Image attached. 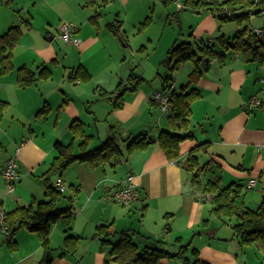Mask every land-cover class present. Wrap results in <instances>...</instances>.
Segmentation results:
<instances>
[{"label":"crops","instance_id":"1","mask_svg":"<svg viewBox=\"0 0 264 264\" xmlns=\"http://www.w3.org/2000/svg\"><path fill=\"white\" fill-rule=\"evenodd\" d=\"M91 1V4H87L86 0H0V35L12 26H19L21 29L19 42L13 51V70L3 75L7 76L3 82L0 81V168L9 160H14L19 174L12 192H7L6 184L0 177V208H2L0 214L46 200L45 186L42 190L37 188L35 191L29 190L28 186L30 174L41 172L43 174L38 178L41 182L46 177H49L52 183L60 178L64 187L67 184L70 188V194H78V200L82 204L79 210L70 213L68 232L63 219L51 225L48 235V245L54 258L51 262L73 264L67 256L60 257V254L56 256L68 234L81 239L78 250L82 247V254L78 264L84 263L86 256L90 264H106L105 251L99 239L94 237L96 227L125 219L120 229H117V226L111 227L116 236L113 241L122 231L128 230L139 248L155 246L174 254L180 247H186L184 256L189 264L195 261L199 264H264L263 244L254 242L241 245L232 229L234 219L228 222L227 219L213 212L215 215L213 217H217L220 221V224L214 223L211 217H208L212 213L210 196L202 197V194H198L196 197L192 191L189 192L188 186L183 183L182 175V164L188 152L195 146L208 142L207 147L212 145L213 150L208 161H211V171L214 176H217L213 171L214 166L220 171L224 168L228 169L232 173L233 180L239 181L237 184L241 182L246 191L256 187L262 175L264 180V125L261 126V122L262 124L264 122V112L255 114L258 110L264 111V97L261 99L257 95L241 94L250 76H254L255 81L264 80V77L258 78V72L260 73L264 67H260L261 65L257 63H246L238 53L227 51L223 64L213 61L208 71L201 72L200 77L193 83L194 88L199 91V96L190 105L189 120L192 136L180 143L179 157L169 160L156 142L162 131L170 130L169 120L168 123L163 122L154 112V109H157L163 114L154 101V94L159 91L151 93L138 86L131 91L130 84V87L125 89L127 93L122 96L123 90L118 91L119 85L108 92L99 90L102 88L97 84L91 85V82L63 84V82H55L54 79L51 81L53 72L50 66L47 67L51 70V77L47 80L38 81L24 89L17 85L16 70L20 66L24 65L38 72L48 63L61 64L60 58L64 57L62 50L53 41L62 40L60 26L63 23L77 26L76 31L71 34L73 42L64 44L67 51L72 49L74 54L87 55L94 46L109 42L108 30L100 28L97 22L98 14L92 9L95 0ZM105 1L107 3L109 0ZM42 11L50 12L52 18L48 15L41 18ZM259 14L264 15L262 12ZM259 14L252 15L250 20L253 21L251 18ZM54 15L59 17L58 21L53 19ZM249 28L264 30V24L257 28L251 24ZM102 33H106L103 38H101ZM226 34L221 36L225 39L233 36ZM217 42L219 43V40ZM208 44L216 49L212 41L209 40ZM218 51H222L220 46ZM68 54L72 53L69 51ZM80 61L82 63L77 68L82 67L89 73V65L82 58ZM214 62L218 67L213 68ZM71 72L68 74V80L73 81L69 79ZM262 84L264 87L263 82ZM225 88L235 92L231 96L224 95L220 98ZM205 90L215 92L212 102L204 98ZM77 91L81 94H76ZM109 93H112L113 97L121 95L118 98V109L112 110V106L104 98L105 94ZM224 97H229V100H225ZM252 97L258 98L262 103L249 109L247 105ZM240 103H243L244 107H238ZM205 118L212 127L217 126L215 139H211L206 131H203L201 137L195 133L197 123ZM75 123L82 124L84 137L72 131V124ZM46 129H53L48 140H46ZM66 137L69 138L67 145H71L74 154L81 152L79 143L82 139L86 140V149L91 150L113 138L121 158L116 162L112 159L101 162L97 167L75 160L70 163V170L65 171L66 174L61 171L52 181L46 172L51 168L57 155L54 143H61ZM139 137L149 138L154 140V143L146 148L128 152L129 144ZM226 154L233 157L241 155L243 157L241 162H247L249 157L254 163H247V167L240 164L236 169L225 159ZM129 175L134 177L133 181L139 190L140 199L129 207L117 205L112 199V194ZM217 177L221 181V176ZM250 180L255 182L252 187H248ZM32 181L36 182V179ZM37 181L39 183V180ZM220 186L222 187L221 184ZM260 193L262 201L264 191ZM208 205H210L209 211ZM69 207H72L71 204ZM133 211H136L138 218L143 219L139 228L131 226ZM221 225L226 228H221ZM28 233L21 235L26 244L23 252L27 259L38 254L41 248L37 234ZM34 237H37V243ZM168 247L174 248L176 252L171 253ZM192 251L196 253L193 255ZM23 252L21 254H24ZM108 260H110L109 256ZM109 263L115 264L111 261ZM162 264H183V262L180 259H173L163 260Z\"/></svg>","mask_w":264,"mask_h":264},{"label":"trees","instance_id":"2","mask_svg":"<svg viewBox=\"0 0 264 264\" xmlns=\"http://www.w3.org/2000/svg\"><path fill=\"white\" fill-rule=\"evenodd\" d=\"M91 0H86L87 4H91ZM187 6L199 11H216L219 13V20L235 21L241 24L243 21H250V17L259 14L264 7V0H220V1H206V0H185ZM108 30L113 35L120 34L119 23L108 24ZM21 36V29L19 26L10 27L4 34L0 35V74L6 75L13 70L12 57L13 51L19 42ZM219 46L222 51H217L213 45L202 43L196 51L192 50L189 43H180L172 46L166 59L162 62L170 71L178 70L182 63L192 61L194 63L203 62V71H208L213 61L223 64L226 60L225 52L234 51L240 55L242 60L246 63H257L264 65V34L258 36L254 31L245 25L243 28L235 31L233 36L225 39L223 36L218 38ZM202 71L194 69L190 74L188 83L181 86L178 90L172 89L170 91V107L171 112L168 115L169 131H162L159 134L156 142L163 150L167 159L174 160L179 157V145L185 139L192 136L190 129V105L192 101L199 96V91L194 88V82L200 77ZM131 79L133 74L129 75ZM51 77V70L48 67H43L38 72H34L26 66H20L16 70L17 85L24 89L36 84L38 81L47 80ZM137 76H135V79ZM69 79L81 81H89L90 75L86 69L78 67L71 72ZM142 81V78H140ZM136 81L132 83L131 91L136 89ZM120 86V85H119ZM118 86V87H119ZM126 89V88H125ZM124 90V89H123ZM165 90V88L163 89ZM106 100L112 103L113 106L118 107L121 95L113 97L112 93L105 94ZM104 95V96H105ZM262 103V102H261ZM260 103V105H261ZM1 112V110H0ZM1 115V114H0ZM81 123L72 124V131L77 135L83 136ZM79 131V132H78ZM84 137V136H83ZM154 143L146 137H139L133 140L128 146V152L136 149H143ZM207 143L200 144L192 148L185 160L186 168L194 172L191 176V191L197 197L201 195H209V201L212 205V212L219 214L225 219H234L235 223L232 225L236 237L239 239L241 245L250 243H261L264 246V198L257 209L242 208L237 204L241 196V184H229L224 187L220 186V178L214 176L212 173L211 161H207L203 166L197 163L196 153L200 149H206ZM80 153L74 154L71 151V145H63L60 142L54 143V149L57 152L56 157L50 168V173H61L72 161L79 160L86 162L93 167H97L101 162L110 159L119 161L121 153L115 145V140L112 138L104 141L99 146L88 150L86 149V140L82 139L79 143ZM211 171L210 177L202 184L199 180V175L202 172ZM50 176V175H48ZM45 197L46 200L40 201L35 207H17L12 211L2 214V223L5 226V244L8 245L11 251H16L17 243L15 240L16 231L20 227H25L29 232L36 233L42 248L44 249L43 260L50 263L47 253L49 251L48 235L51 225L58 219H66L69 223L70 207L58 208L57 202L61 196L54 183L50 181L49 177L44 180ZM69 226L66 228L68 232ZM115 233L111 230V225H99L96 227L94 237L98 238L102 247L107 246L109 261L115 264H162L163 260L180 259L183 264H189L184 256L183 250L185 247H180L179 251L170 254L159 247L146 246L139 248L132 239V233L128 230L122 231L116 241L113 239ZM79 237L66 234L62 246L60 257H65L66 254H74L79 244ZM196 252L192 251L194 255ZM192 264H199L197 261ZM203 264V263H200Z\"/></svg>","mask_w":264,"mask_h":264},{"label":"rangeland","instance_id":"3","mask_svg":"<svg viewBox=\"0 0 264 264\" xmlns=\"http://www.w3.org/2000/svg\"><path fill=\"white\" fill-rule=\"evenodd\" d=\"M87 7L91 8V6ZM61 8L64 10L62 6ZM92 9L96 12L95 14H98L97 22L101 29L106 28V30H108V24L115 25L116 23H119L120 34L113 35L108 30L109 42H103L102 45L100 44L101 46H94L91 52H89L87 55L83 54V56H79L77 53L74 54V52H72V49L69 50L72 54H68L69 51H67V48L64 45L66 43L59 39L54 40L53 42H56L58 44L59 49L62 50V54L64 57L60 58L61 64L50 65L48 63L46 67L50 66L53 72L51 81H53L54 79L55 82L59 81V83L63 82V84H88L91 82V85L96 86L97 84L100 88H102L99 90L108 92H111L110 90H113V88L115 89L117 85H120L118 87V89L120 90L118 91H122L124 89L122 96L127 93L125 88H129L130 84L134 83L135 81L138 83L136 84V86L140 87L142 90L150 91L151 93H153L155 91L160 92L163 90V88L166 89L170 86L175 87V89L178 90L181 85H185L186 81L190 79L189 73L195 67H197V69H199L203 73V62H197L193 64L192 61H187L185 63H182L178 70L174 71H170L165 66H163L162 62L166 59L167 53L172 46L179 45L180 43H189L192 47V50L196 51V49L199 48L202 43H208V41L210 40L212 41V43H214V46L218 51L219 43L217 41L218 38L221 37V34L227 33L232 36L235 31L243 28L245 25L250 27L252 24V26H255L257 28L264 24V15L262 14L253 16L251 18L253 19V21H243L241 24H238L235 21L222 22L218 18V12L209 10H195L190 6H187L185 0H109L107 3L105 0H95V5ZM44 15H48L50 18H52L50 12L42 11L40 17L43 18ZM36 19L38 22V16H36ZM53 19L58 21L59 17L54 15ZM104 34L106 33H102L101 38H103ZM49 38L50 37H48V39ZM80 58L84 59V61H86V63L90 67V79L89 81H81L80 79L70 81L68 80V74L72 71L73 65H75L73 69L76 70L77 66L82 63L80 61ZM194 65L196 66L194 67ZM212 66L213 68H215L218 67V64L214 62ZM65 71H67V75L65 74ZM130 74H133V79L130 78ZM135 76H137V79H135ZM263 77L264 69L260 71V73L258 72V78ZM5 78H7V76L0 75V81L3 82ZM140 78H142V81H140ZM254 79V76L249 77L248 82L243 87L244 91H242L241 94L246 95L248 93L247 95H257L258 98L262 99L264 97V87L262 81L260 82V80L258 79L255 81ZM234 92L235 90L228 91V89L225 88V90L221 92L220 96H218L220 98H223L224 95L231 96L232 94H234ZM214 93L215 92H211L210 90L203 91L204 98L211 102L213 101L215 95ZM76 94L81 93L77 91ZM229 97L224 98L228 101ZM107 102L109 101L107 100ZM109 104L112 106V110L113 108H119L113 106L111 102H109ZM77 106L80 111L79 105ZM241 106L244 107L243 103L238 104V107ZM154 112L157 115V118H161L163 122L168 123L167 115L169 114H161L157 109H154ZM263 112L264 111L258 110L255 114H262ZM199 123H197V126L195 128V133L198 137H201V135H203V131H206L211 139L216 138V125L215 127H212L211 124H209L210 122L207 118ZM262 125H264V122L263 124L261 122V126ZM52 130L53 129H46V140L50 138L49 136ZM68 141L69 138L66 137L61 143L67 145ZM212 153V145H209L205 150L200 149V151L196 153L198 165L203 166L210 159V154ZM225 159L236 169H238L237 166H239L240 164H244L247 167V163H254V161L249 157H247V162H241L240 160L243 159L241 155L233 157L230 154H226ZM238 160L240 162H237ZM182 165V175L184 178L183 183L188 186V191L191 192V176L194 172H191L186 168L185 161ZM68 166L62 171V173H64L65 171L68 172L70 170L71 165L69 167ZM213 168L215 174L217 176H221L220 184L222 185V187L229 185L228 183H239V181L233 180L234 178L232 176V173L228 169L224 168L220 171V169L216 166H214ZM42 174L41 172L33 175L30 174L31 177H29L30 180L28 181V186L30 187L29 190L35 191L37 188L42 190L44 184H42L43 182L38 179ZM46 174H50L52 181L56 179L55 175L57 173L51 174L50 169H48ZM73 175L74 169L71 173L72 177ZM210 175V171L209 173H200V182L203 184L206 179L210 177ZM44 177L41 178L43 179ZM262 178L258 182L256 187L252 189L246 191L242 186L240 193L241 196L237 201V204L240 205V207L249 208L252 210L257 209V205L260 203V198L262 196L260 192L264 191V180ZM33 179H36V182L32 181ZM37 180H39V183H37ZM240 184L242 183L240 182ZM65 186L66 190L59 197L57 206L58 208L65 209L68 208L71 204L72 207L70 208V213H75L80 209L82 204L78 200V194H70V188L67 184ZM115 204L120 205L118 203ZM30 205L35 207L37 203L33 202ZM1 209L2 208H0V210ZM209 210L210 205H208V211ZM133 213L134 218L131 226H134V228H139L142 226L143 219L138 218V214L136 213V211H133ZM2 214H0V264H25L26 262L27 264H57L54 262L47 263L43 260L44 253L42 245L38 254L27 259V257L25 256V252H23V247L26 249V244H24L21 235H28L29 231L23 226L19 228L23 229L21 231L18 229L15 234V240H17L18 248L16 249V251H11L8 245L5 244V234L1 229ZM210 215L211 216L208 217H211V220H213L214 223L220 224V221L217 220V217H213L215 216L213 212L210 213ZM152 216L154 217V215ZM63 221L67 228L68 225L66 219H63ZM124 223L125 219H121L115 223L111 222V224L108 225H111V227L113 226L112 228H115L117 226V229H120L121 225H123ZM221 228L226 227L221 225ZM37 237H34L36 243L38 242ZM80 241L81 239H79V244ZM114 241H116V239ZM79 244L74 254H66L67 259L73 264H78V261L82 254V247H80V249L78 250L80 246ZM62 246H60L58 252L56 253V256H59V254H61ZM169 249L170 250L168 251H171V253L176 252L174 248ZM103 250L105 251L104 256L107 261L109 249L107 248V246H105L103 247ZM184 251H186V247L183 252ZM22 252L24 254H21ZM47 254L49 255L50 260L54 259L51 256V249H49ZM82 264H90L89 261H87V256L85 262Z\"/></svg>","mask_w":264,"mask_h":264},{"label":"built area","instance_id":"4","mask_svg":"<svg viewBox=\"0 0 264 264\" xmlns=\"http://www.w3.org/2000/svg\"><path fill=\"white\" fill-rule=\"evenodd\" d=\"M206 1H220V0H206ZM261 12L264 14V7L261 9ZM77 29V26L72 23H63L60 26V38L65 43H72L73 40L71 38V34L75 32ZM254 33L258 36H261L264 34V30H253ZM264 83V80H262ZM174 87L170 86L169 88H166L165 90H162L160 92H157L154 94V101L157 103L160 111L163 114H169L171 112L170 107V91ZM261 103V101L256 98L252 97L250 98L247 107L249 109L258 106ZM16 162L14 160H9L4 167L0 168V177L4 180L7 191L12 192L14 190L15 181L18 179V172L16 169ZM134 177L132 175L127 176L125 181L113 192L112 199L115 203L120 204L121 206L129 207L135 203H137L140 199V193L137 188V186L134 183ZM255 185V182L253 180L249 181L248 187H252ZM54 186L56 189L63 193L64 192V184L60 178H57L54 182ZM1 229L3 232H5V226L2 223L1 219Z\"/></svg>","mask_w":264,"mask_h":264}]
</instances>
